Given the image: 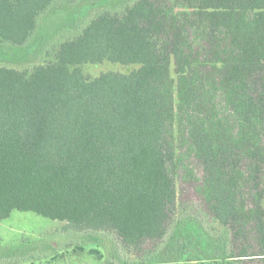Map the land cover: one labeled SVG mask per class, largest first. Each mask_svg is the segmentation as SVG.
Returning <instances> with one entry per match:
<instances>
[{
	"label": "trees",
	"instance_id": "1",
	"mask_svg": "<svg viewBox=\"0 0 264 264\" xmlns=\"http://www.w3.org/2000/svg\"><path fill=\"white\" fill-rule=\"evenodd\" d=\"M57 1L0 0V44L26 45ZM54 47L0 62V221L113 232L104 264H264V0H129ZM102 59L138 68L77 67ZM187 156L203 211L178 212Z\"/></svg>",
	"mask_w": 264,
	"mask_h": 264
},
{
	"label": "rangeland",
	"instance_id": "2",
	"mask_svg": "<svg viewBox=\"0 0 264 264\" xmlns=\"http://www.w3.org/2000/svg\"><path fill=\"white\" fill-rule=\"evenodd\" d=\"M129 0H80L77 3L57 1L39 19L38 29L24 46L10 43L0 44L6 51L0 62L18 69L32 70L38 64L46 63L56 47L63 41L76 36L94 17L98 10L105 8L119 9L125 7ZM91 78L106 72L129 73L136 64H123L108 59L84 61L78 66ZM210 90V89H209ZM213 101V92H207ZM217 99L215 102L219 104ZM225 109L223 104L220 109ZM226 112V111H225ZM184 147L187 149L186 145ZM187 155L188 151L184 150ZM189 164V172L183 173L178 184L179 209L203 211V185L200 181L199 166L187 156L183 158ZM197 178V179H196ZM206 219L210 225L222 227L209 215ZM65 222L41 216L35 212L14 211L11 216L0 221V264H104L113 260L119 250L116 244L118 236L113 232L79 233L66 231ZM133 250L122 248L120 255L130 254ZM119 261V260H117ZM179 264H208L191 260ZM247 264H260L249 262Z\"/></svg>",
	"mask_w": 264,
	"mask_h": 264
}]
</instances>
